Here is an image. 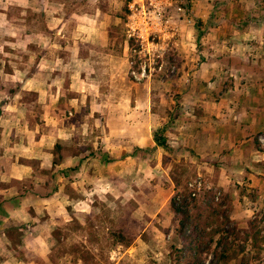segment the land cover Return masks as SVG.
<instances>
[{"label":"rangeland","instance_id":"374dc122","mask_svg":"<svg viewBox=\"0 0 264 264\" xmlns=\"http://www.w3.org/2000/svg\"><path fill=\"white\" fill-rule=\"evenodd\" d=\"M61 1L68 12L105 21L106 42H79L91 93L80 108L52 113L74 123L79 149L102 161L114 160L104 136L123 127L124 135L157 131L167 147L157 153V145L140 148L124 138V156L132 161L124 164V187L116 180L123 188L91 197L90 208L59 219L47 261L22 256L37 264H264V160L250 153L200 157L178 143L175 128L196 86H219L207 93L218 98L233 89L234 75L264 76V0ZM21 96L31 106L37 94ZM43 113L34 108L26 117L39 120ZM253 140L264 152V134ZM194 180L203 187L192 196ZM173 196L185 200L196 224L187 230L190 241L207 244L202 263L193 262L178 232ZM119 231L132 239L129 246L113 239Z\"/></svg>","mask_w":264,"mask_h":264},{"label":"crops","instance_id":"0c3cea01","mask_svg":"<svg viewBox=\"0 0 264 264\" xmlns=\"http://www.w3.org/2000/svg\"><path fill=\"white\" fill-rule=\"evenodd\" d=\"M85 41L105 43V21L68 12L61 0H0V264H37L23 252L47 261L59 219L90 208L86 200L91 197L102 192L109 197L108 190L124 187V164L132 162L124 156V138L140 148L156 146L152 134L124 135L123 127L104 136L114 160L102 161L79 149L74 123L52 113L80 108L91 93L79 57V42ZM234 77L233 89L218 98L207 94L219 91L211 83L187 92L186 117L176 121L177 141L200 157L247 158L250 153L264 160L253 140L264 134V76L244 71ZM23 92L37 94L31 106L23 102ZM33 107L44 111L39 120L26 117Z\"/></svg>","mask_w":264,"mask_h":264},{"label":"trees","instance_id":"16d2710c","mask_svg":"<svg viewBox=\"0 0 264 264\" xmlns=\"http://www.w3.org/2000/svg\"><path fill=\"white\" fill-rule=\"evenodd\" d=\"M152 137L157 146L167 147L166 137L158 134L157 131L153 132ZM55 148H59V145L56 144ZM171 204L173 206L175 216L178 218V232L180 233L183 239L186 249L192 251L191 254L193 255V262L202 263L203 254L204 252L208 251L207 244L198 243V245H195V241H190L191 237L193 236L192 231L187 232V230L196 227V224L192 219L190 210L187 207L185 200L180 198L176 199V196H173V198L171 199ZM113 239L116 242L123 244L124 246H129L132 243V239L128 238L123 232L120 231L113 233Z\"/></svg>","mask_w":264,"mask_h":264},{"label":"built area","instance_id":"2783aa9c","mask_svg":"<svg viewBox=\"0 0 264 264\" xmlns=\"http://www.w3.org/2000/svg\"><path fill=\"white\" fill-rule=\"evenodd\" d=\"M141 76L145 75V66H142V70H141ZM189 188L191 190V195L195 196L197 191H200L203 187L202 181L200 180H194L193 182H189L188 183ZM219 194V193H218Z\"/></svg>","mask_w":264,"mask_h":264}]
</instances>
